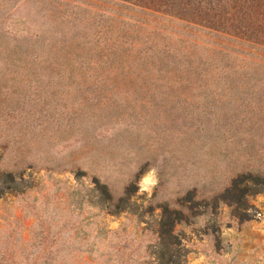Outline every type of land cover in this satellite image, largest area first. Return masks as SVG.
<instances>
[{
    "label": "rangeland",
    "instance_id": "obj_1",
    "mask_svg": "<svg viewBox=\"0 0 264 264\" xmlns=\"http://www.w3.org/2000/svg\"><path fill=\"white\" fill-rule=\"evenodd\" d=\"M251 2L256 47L167 22L156 0H0V264H264V184L215 201L264 177ZM164 206L188 220L162 238Z\"/></svg>",
    "mask_w": 264,
    "mask_h": 264
},
{
    "label": "trees",
    "instance_id": "obj_2",
    "mask_svg": "<svg viewBox=\"0 0 264 264\" xmlns=\"http://www.w3.org/2000/svg\"><path fill=\"white\" fill-rule=\"evenodd\" d=\"M157 3H162L166 6V8L159 10V12L165 16H169L167 22H175V18L179 21H182V25L184 27H190L196 25L197 28H202V32L211 35L214 38H219L220 40L231 41L234 43H238L241 45L246 44L248 47H256V41L251 40V37H246V32L251 30V22H252V14L251 11V0L248 2L243 0V4L241 0H156ZM172 8L176 11L172 12ZM191 13L193 15L199 16V21L190 20L189 17H186V13ZM161 15V16H162ZM209 18V19H208ZM210 20V21H209ZM196 22V23H192ZM254 25V24H253ZM252 25V26H253ZM163 27H167L166 24L163 23L161 25ZM177 30V28L175 29ZM185 31V30H184ZM189 33V32H184ZM163 39L170 37V35H165L162 33ZM214 38H209L212 40V43L216 45H223L225 47H229L224 45L221 41H215ZM248 40V41H247ZM186 41L182 40V42ZM252 42V44H250ZM193 47L198 46L199 44L191 43ZM215 52L219 54H226V52H221L220 49L212 48ZM160 57L162 60H171L174 59V55L166 54L162 52ZM188 55H186V58ZM170 58V59H169ZM7 175L13 179V172H8ZM246 178H253L254 183L256 184H264V177L260 175L254 174H245L240 173L237 177L231 179V183L228 187H225L224 190L218 194L215 198V201L219 199L228 202L230 205H236L241 203L244 199L245 195L248 192L247 185H243ZM102 191L106 195L108 199H111L110 194L107 191L106 187H101ZM129 190V187L126 188ZM192 191H189L185 197L180 198L178 200V204L183 206V200L188 198L192 200ZM187 209L192 208L191 205H185ZM160 221V237L164 238L165 236H172L171 232L173 231V227L175 224L180 223L181 221L188 220L186 217V213L182 208H169L168 206H164L162 209V216ZM46 238V237H44ZM9 249H3L1 252V256L3 254L8 253ZM8 261H2V264H8Z\"/></svg>",
    "mask_w": 264,
    "mask_h": 264
}]
</instances>
